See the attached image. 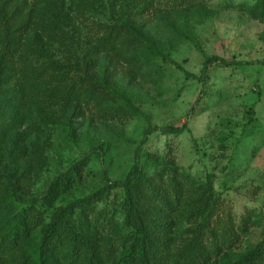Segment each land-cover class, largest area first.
I'll return each instance as SVG.
<instances>
[{"label":"rangeland","instance_id":"1","mask_svg":"<svg viewBox=\"0 0 264 264\" xmlns=\"http://www.w3.org/2000/svg\"><path fill=\"white\" fill-rule=\"evenodd\" d=\"M54 1L64 7L58 17L72 51L53 42L49 54L65 65L72 60L85 64L72 66L57 81L49 78L47 88L93 77L126 114L74 116V102L23 89L25 119L8 113L0 128L1 171L14 169L19 158V171L30 170L21 191L28 200L38 199L87 158L82 178L56 200L57 208L124 180L138 158L147 176L172 166L214 190L213 220L202 232L224 236L228 244L210 264L233 263L251 252L264 240V0H191V7L155 0V9L140 0ZM122 25L133 29L142 44L102 55L86 74L97 39ZM211 57L249 64L214 65L202 75ZM186 123L181 134L164 132ZM21 147L26 153L19 156ZM104 195L98 207L117 213L125 232L124 191ZM201 223L179 218L177 246L190 240Z\"/></svg>","mask_w":264,"mask_h":264},{"label":"trees","instance_id":"2","mask_svg":"<svg viewBox=\"0 0 264 264\" xmlns=\"http://www.w3.org/2000/svg\"><path fill=\"white\" fill-rule=\"evenodd\" d=\"M175 1L191 7V0ZM140 2L156 8L155 0ZM63 14L64 7L54 0H0V128L8 113L25 119L23 89L74 102V116L85 111H94L102 118L126 114L113 103L109 89L93 77L85 76L70 87L47 88L49 78L57 81L72 66L85 64L72 60L65 65L49 54L53 42L72 51L62 36L58 15ZM141 44L129 26L108 29L90 49L86 74L92 73L102 55L132 51ZM151 48L159 51L153 43ZM246 64L211 57L205 60L201 74L214 65ZM186 127L187 123L169 126L164 132L181 134ZM25 153V147L18 150L19 156ZM18 159L8 173L0 168V264H210L227 247L224 236H205L202 232L203 225L213 220V188L208 184L199 186L190 175L172 166L147 176L138 158L124 180L108 183L96 196L55 208L61 194L82 178L88 159L76 165L73 174L56 183L44 197L30 200L21 191L30 170L20 172ZM113 189L125 193L121 203L125 232L117 222V213L97 205L106 198L104 192ZM183 217L202 223L190 240L177 246V220ZM225 264H264V240L237 261Z\"/></svg>","mask_w":264,"mask_h":264}]
</instances>
